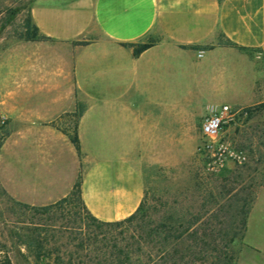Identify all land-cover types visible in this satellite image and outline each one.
<instances>
[{"label": "crops", "instance_id": "1", "mask_svg": "<svg viewBox=\"0 0 264 264\" xmlns=\"http://www.w3.org/2000/svg\"><path fill=\"white\" fill-rule=\"evenodd\" d=\"M31 13L74 51L66 61L86 104L80 152L53 123L62 111L55 100L8 137L7 190L29 205L66 197L81 173L90 213L124 220L146 198L147 178L187 168L196 155L203 163L200 127L214 108L264 102V0H38ZM148 41L138 56L125 44ZM248 244L256 251L237 264H264V242Z\"/></svg>", "mask_w": 264, "mask_h": 264}, {"label": "rangeland", "instance_id": "2", "mask_svg": "<svg viewBox=\"0 0 264 264\" xmlns=\"http://www.w3.org/2000/svg\"><path fill=\"white\" fill-rule=\"evenodd\" d=\"M37 1L0 0V141L4 137L0 149L2 253H8L13 264H109L115 259L117 248L133 251L143 243L145 252L141 259L145 262L149 250L156 254L157 241L140 239L147 231L160 229L165 223L175 229L173 233L188 227L184 242H171V253L174 248L216 245L229 249L228 255L236 258L228 264H237L243 254H254L256 250L248 242H264V102L248 106L252 113L240 119V126L232 128L229 134L239 147L248 151V163L231 164L225 171L211 174L203 169L196 155L187 168L163 171L147 178L143 219L140 214L137 219L122 224L98 225L88 217L76 195L61 205L41 210L28 207V203L8 192L7 179L14 171L9 164L8 137L19 138L28 117L44 113L53 100L62 107L53 123L64 132L73 133L86 104L74 86L71 67L68 68L66 61L68 55L71 63L74 51L59 48L50 39L22 38ZM257 54L261 63L264 49ZM259 84L262 87L263 80ZM247 208L245 239L230 243L233 235L245 230L243 219ZM196 231L199 236L214 231L218 240L206 244L195 241L190 236ZM39 243L42 254L38 256L35 247ZM259 252L262 254L264 250ZM132 255L138 257L133 252ZM221 260L212 256L195 264H227Z\"/></svg>", "mask_w": 264, "mask_h": 264}, {"label": "trees", "instance_id": "3", "mask_svg": "<svg viewBox=\"0 0 264 264\" xmlns=\"http://www.w3.org/2000/svg\"><path fill=\"white\" fill-rule=\"evenodd\" d=\"M22 38L26 40H33V41L46 40V39L52 40L47 35L43 34L41 30L39 29V27L34 23L33 18H32V13L30 14V17L27 19L26 29L24 30L22 34ZM86 42L87 41H84L82 44H85ZM125 44L127 46L132 47L134 54L138 56L143 51L150 48L154 44V41H148L145 43H125ZM248 111L250 114L252 113L251 107L248 108ZM81 114L82 113H79L78 118L80 117ZM65 132L69 134L72 142L76 145L77 149L80 152L81 146H80V140H79L78 133H77V122H76V126L74 128L73 133H69L68 131H65ZM3 138H1V141H0V149L3 144ZM81 187H82V174L80 173L71 193L67 197L62 198L56 203L45 205V206H30V205H27V206L35 208V209L49 210L52 207H56L57 205H61L64 202L70 201L76 195L77 198L82 202V206L87 212L88 217L94 223H97L98 225H118V224H122L125 221H132L134 219H137L140 214L142 215L141 219H143L145 215L144 213L146 209L145 208L146 198L144 199V201L142 202L141 206L136 211V213H134L130 217L124 220L115 221V222L101 221L95 216H93L90 213V211L87 209V207L85 206L82 200ZM244 211H245L244 212L245 217L243 219V226L245 230L242 233H240V235H238L239 237L237 235H233L229 239L230 243L235 242L236 239H238L240 242H243L245 239V231H246V226H247V216L249 213V209L247 208V210L245 209ZM187 229L188 227L185 230L178 231L177 233H173L175 229L169 228L167 224L163 223L160 229H152L150 231H147L146 235L140 239V240H143V239L147 240L148 242L154 239L157 241L156 243L157 248L155 249L156 254L153 255V250H149V253H147L148 261L144 262L141 259V256L144 254L143 252H145L144 246L142 245L143 243H141V244H138L136 249H134L133 251H129V249H125V248H117V254H115V257H114L115 259H113V261L109 264H170V262L171 264H195L196 262H198V260L202 261L212 256L218 259H222L221 261L224 260L225 263L228 264L229 262H232L236 259L233 255H228L229 249L223 250V249L218 248V246L216 245H214L213 247H208V248L200 247L199 249H192L190 247L189 248L187 247L174 248L171 253L169 249L171 242L173 241L180 242V243L184 242V239H185L184 236H185V232ZM190 237H192L195 241L202 242L203 244H206V242L208 241L209 242L213 241V243H216V241L218 240V237L214 233V231H211L208 234L203 233L202 236H199L198 232L196 231V232H193ZM40 246L41 245L39 243L37 247H35V251L38 256L42 254ZM209 246H212V245L210 244ZM2 251L3 250H0V264H13L9 254L8 253L3 254ZM132 252L133 254H135V256L137 255L138 257L136 258L133 257ZM216 252L218 254L214 255V253ZM189 256L192 257V259L187 260V257ZM48 264H52V263H48Z\"/></svg>", "mask_w": 264, "mask_h": 264}, {"label": "built area", "instance_id": "4", "mask_svg": "<svg viewBox=\"0 0 264 264\" xmlns=\"http://www.w3.org/2000/svg\"><path fill=\"white\" fill-rule=\"evenodd\" d=\"M203 54L204 51H200L199 55ZM248 108L222 104L214 108L202 121L197 152L207 173H221L231 164L244 165L249 162L248 151L226 136L228 128L237 129L240 119L248 116Z\"/></svg>", "mask_w": 264, "mask_h": 264}]
</instances>
